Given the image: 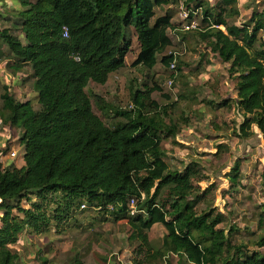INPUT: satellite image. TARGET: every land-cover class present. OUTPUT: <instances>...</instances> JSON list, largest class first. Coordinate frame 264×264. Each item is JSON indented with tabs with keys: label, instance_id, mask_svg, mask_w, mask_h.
Masks as SVG:
<instances>
[{
	"label": "trees",
	"instance_id": "obj_1",
	"mask_svg": "<svg viewBox=\"0 0 264 264\" xmlns=\"http://www.w3.org/2000/svg\"><path fill=\"white\" fill-rule=\"evenodd\" d=\"M23 6L15 24L25 41L0 31L14 56V71L32 68L39 109L19 101L4 86L0 119L20 130L24 164L4 165L0 151V264H16L19 255L10 245L21 234L48 232L51 226L77 221L82 205L94 209L100 221L127 220L130 239L139 242V256L166 259L185 255L194 264H264V255L235 246L217 226L225 220L212 210L197 213L208 193L197 192L193 178L200 164L192 161L183 170L171 168L163 141L176 137L178 124L164 120L171 107L161 108L152 99L159 87L137 89L134 106L125 110L104 103L95 95L106 123L95 111L89 83L105 85L112 73L124 68L132 50V31L140 44L132 65L148 70L161 61L176 78L181 71L169 65L174 52L170 30H178L174 14L156 17V7L183 2L191 23L199 13L196 38L230 64L237 83L236 106L242 119L234 129L240 139L256 134L264 138V11H253L241 25L228 20L240 15L237 0H19ZM186 36L180 42L185 43ZM179 55V54H178ZM177 55V59H178ZM161 56V59H160ZM182 98V95H180ZM174 101L172 106L176 105ZM210 103L226 107L229 101ZM112 113V114H111ZM114 115V116H113ZM230 172L239 180L240 163ZM136 212L132 214L131 200ZM31 204L23 206V201ZM167 229L161 248L155 250L149 233L155 224ZM264 245V237L259 240ZM149 261V260H148ZM166 264H170L166 260ZM70 264H86L76 256ZM121 264V263H119Z\"/></svg>",
	"mask_w": 264,
	"mask_h": 264
},
{
	"label": "rangeland",
	"instance_id": "obj_2",
	"mask_svg": "<svg viewBox=\"0 0 264 264\" xmlns=\"http://www.w3.org/2000/svg\"><path fill=\"white\" fill-rule=\"evenodd\" d=\"M217 1L210 0L211 4ZM237 1L240 15L228 20L232 24L241 25L250 19L253 11H264V0ZM22 9L19 0H0V31L9 29L24 42L21 27L15 24L16 14ZM184 9L183 2L155 8L156 17L171 10L173 21L178 24V30L169 32L173 44L166 51V54L179 53L177 64L181 71L175 74L172 87L168 85L171 72L161 61L152 70L143 65H132L140 48L137 35L132 31L133 45L126 57L127 65L112 73L105 85L91 81L87 89L94 111L112 125L123 118L104 115L97 107L95 95L104 99L101 104L130 110L137 89L142 91L146 85L159 87L152 93V99L161 108L171 106L164 114V120L167 123L172 120L180 128L176 141H163L168 163L178 170H183L192 161L200 164V175L194 177L193 182L197 192L208 194L197 205V213L212 210L215 215L223 214L225 220L217 228L225 230L233 245L247 244L249 251H257L262 256L264 245H260L259 240L264 237V138L257 126H253L256 134L249 139L235 135L234 129L242 119L236 106V76L229 73V63L196 38L194 30L183 31V25L189 24L188 18L181 14ZM201 18L199 13L193 21L200 24ZM183 35L186 36L185 43L180 42ZM260 40L264 42V30L260 32ZM13 62V54L0 37V108L1 94L7 85L17 100H29L35 109H39L31 66L26 65L16 72L10 66ZM176 100V105L172 106ZM211 100L229 101V105L215 107ZM19 136L18 128L8 126L0 119V151L4 165L24 164V146ZM238 163L240 176L234 183L230 172ZM30 204L23 201L24 207ZM85 205L79 209L77 221L73 218L58 227L53 223L50 230L42 234L24 231L19 241L10 245L19 255L16 264H70L76 256L82 257L86 264H166V260L170 264H194L185 255L168 254L166 259L154 260L137 255L134 250L139 242L130 239L131 227L127 220L100 221L96 211ZM166 233L164 225L153 226L149 236L155 250L161 248Z\"/></svg>",
	"mask_w": 264,
	"mask_h": 264
},
{
	"label": "built area",
	"instance_id": "obj_3",
	"mask_svg": "<svg viewBox=\"0 0 264 264\" xmlns=\"http://www.w3.org/2000/svg\"><path fill=\"white\" fill-rule=\"evenodd\" d=\"M181 14L183 15V18H188V16H189V10L184 9ZM196 25H197V23L195 21H193V22H191L189 24H184L183 25V30H189L191 28H194ZM178 54H179L178 52H175L174 53V58H173V60L171 61L170 65H169V68L170 69H175L176 68V66H177L176 65L177 64V55ZM173 84H174V81H173L172 78H170L169 81H168V85L170 87H172ZM14 155H15V153H14ZM134 206H135V200L132 199L131 200V207H132L131 212H132V214H134L136 212Z\"/></svg>",
	"mask_w": 264,
	"mask_h": 264
}]
</instances>
